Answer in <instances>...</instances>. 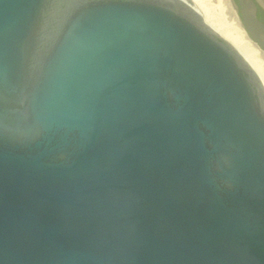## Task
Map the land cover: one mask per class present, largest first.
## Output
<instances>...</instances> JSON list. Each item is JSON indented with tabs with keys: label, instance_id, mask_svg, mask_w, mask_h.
Segmentation results:
<instances>
[{
	"label": "water",
	"instance_id": "water-1",
	"mask_svg": "<svg viewBox=\"0 0 264 264\" xmlns=\"http://www.w3.org/2000/svg\"><path fill=\"white\" fill-rule=\"evenodd\" d=\"M0 264H264V86L193 2L0 0Z\"/></svg>",
	"mask_w": 264,
	"mask_h": 264
},
{
	"label": "bare ground",
	"instance_id": "bare-ground-1",
	"mask_svg": "<svg viewBox=\"0 0 264 264\" xmlns=\"http://www.w3.org/2000/svg\"><path fill=\"white\" fill-rule=\"evenodd\" d=\"M195 4V10L203 17L206 23L219 35L229 41L258 75L264 86V51L252 41L242 27L235 7L230 0H225L227 6V20H223L207 9L199 0H190ZM264 4V0H260ZM234 7V8H233Z\"/></svg>",
	"mask_w": 264,
	"mask_h": 264
},
{
	"label": "rangeland",
	"instance_id": "rangeland-1",
	"mask_svg": "<svg viewBox=\"0 0 264 264\" xmlns=\"http://www.w3.org/2000/svg\"><path fill=\"white\" fill-rule=\"evenodd\" d=\"M199 2H201L207 9H209L210 12L215 13L223 20H227L228 14L226 8L227 4L225 0H199ZM229 2L231 3V0Z\"/></svg>",
	"mask_w": 264,
	"mask_h": 264
},
{
	"label": "flooded vegetation",
	"instance_id": "flooded-vegetation-1",
	"mask_svg": "<svg viewBox=\"0 0 264 264\" xmlns=\"http://www.w3.org/2000/svg\"><path fill=\"white\" fill-rule=\"evenodd\" d=\"M257 16L264 22V4L260 0L257 2Z\"/></svg>",
	"mask_w": 264,
	"mask_h": 264
}]
</instances>
